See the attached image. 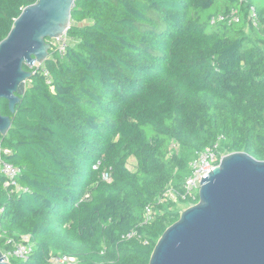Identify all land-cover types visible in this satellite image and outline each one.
I'll use <instances>...</instances> for the list:
<instances>
[{"label": "trees", "instance_id": "16d2710c", "mask_svg": "<svg viewBox=\"0 0 264 264\" xmlns=\"http://www.w3.org/2000/svg\"><path fill=\"white\" fill-rule=\"evenodd\" d=\"M35 1L0 0V41ZM234 10L239 22L210 23ZM65 34L63 54L24 64L15 112L0 101L1 156L22 188L0 174V249L28 236L11 264H148L180 205L199 200L183 184L200 152L264 161V0H75ZM168 187L176 197L158 201Z\"/></svg>", "mask_w": 264, "mask_h": 264}, {"label": "water", "instance_id": "95a60500", "mask_svg": "<svg viewBox=\"0 0 264 264\" xmlns=\"http://www.w3.org/2000/svg\"><path fill=\"white\" fill-rule=\"evenodd\" d=\"M75 0H36L25 6L0 41V101L10 113L31 71L48 58L47 39L63 35ZM11 118L0 109V134ZM199 200L158 238L148 264H264V161L246 152L222 156L201 178ZM0 264H11L0 250Z\"/></svg>", "mask_w": 264, "mask_h": 264}, {"label": "built area", "instance_id": "2783aa9c", "mask_svg": "<svg viewBox=\"0 0 264 264\" xmlns=\"http://www.w3.org/2000/svg\"><path fill=\"white\" fill-rule=\"evenodd\" d=\"M249 18L254 22L255 12L253 8L249 9ZM224 22L230 24L232 22H239V16L237 11H231L229 14H220L211 18L210 23L216 24ZM50 46L57 51L59 54H63L66 46L69 44L67 41V36L64 33L61 36L50 39ZM42 65V64H41ZM37 66L36 64L29 66L33 68ZM44 74L47 75V72L44 71ZM8 150L0 149V174L5 177L3 187L8 188L12 187L13 191H20L22 188L16 181L17 176L20 173V169L13 164L2 159L1 154H7ZM223 155L218 156L216 151L207 148L206 150L200 152L193 160L189 163L190 174L185 178L183 184L184 196L191 195L195 190H198L201 178L213 170V168L218 165L217 160H221ZM104 179H109L108 175H104ZM27 190V188H24ZM165 197L175 198L176 194L173 193L171 187L167 188V191L163 196L158 197V201H163ZM152 207L147 205L144 209L143 219L145 222L152 220ZM134 235V232L128 234V237ZM6 244L10 247L6 250H1L2 255L5 257V260L10 262L11 258H16L19 260H25L30 255L33 245L30 243L28 236H23L19 241H12L8 239ZM43 264H77V259L74 256L67 254H51L49 258Z\"/></svg>", "mask_w": 264, "mask_h": 264}, {"label": "rangeland", "instance_id": "374dc122", "mask_svg": "<svg viewBox=\"0 0 264 264\" xmlns=\"http://www.w3.org/2000/svg\"><path fill=\"white\" fill-rule=\"evenodd\" d=\"M67 41L69 42V43H72V40H70L69 38H67ZM37 65V64H36ZM223 156L225 155V154H222ZM189 206H191V205H188V204H185V205H180V209H181V211H183V210H185L186 208H188Z\"/></svg>", "mask_w": 264, "mask_h": 264}]
</instances>
